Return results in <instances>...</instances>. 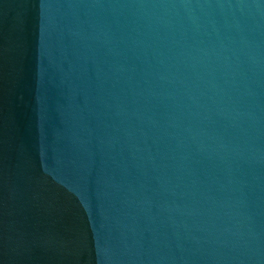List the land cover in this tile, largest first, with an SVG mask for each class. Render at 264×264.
<instances>
[{
	"label": "water",
	"instance_id": "obj_1",
	"mask_svg": "<svg viewBox=\"0 0 264 264\" xmlns=\"http://www.w3.org/2000/svg\"><path fill=\"white\" fill-rule=\"evenodd\" d=\"M0 264H264V0H0Z\"/></svg>",
	"mask_w": 264,
	"mask_h": 264
}]
</instances>
